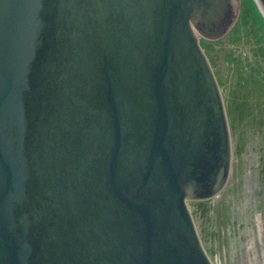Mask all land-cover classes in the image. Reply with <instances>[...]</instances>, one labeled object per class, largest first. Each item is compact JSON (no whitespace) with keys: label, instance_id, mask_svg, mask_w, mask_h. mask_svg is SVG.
I'll return each instance as SVG.
<instances>
[{"label":"water","instance_id":"95a60500","mask_svg":"<svg viewBox=\"0 0 264 264\" xmlns=\"http://www.w3.org/2000/svg\"><path fill=\"white\" fill-rule=\"evenodd\" d=\"M239 2L0 0V264H215L189 202L233 145L200 36Z\"/></svg>","mask_w":264,"mask_h":264},{"label":"rangeland","instance_id":"374dc122","mask_svg":"<svg viewBox=\"0 0 264 264\" xmlns=\"http://www.w3.org/2000/svg\"><path fill=\"white\" fill-rule=\"evenodd\" d=\"M225 99H246L251 114L232 135L231 171L213 198L190 201L204 247L215 264H264V14L240 0L233 27L218 39L200 36ZM236 101V100H235ZM237 144L244 146L241 151Z\"/></svg>","mask_w":264,"mask_h":264},{"label":"trees","instance_id":"16d2710c","mask_svg":"<svg viewBox=\"0 0 264 264\" xmlns=\"http://www.w3.org/2000/svg\"><path fill=\"white\" fill-rule=\"evenodd\" d=\"M235 100L231 98L227 101V111L230 119L233 137L236 140H238L237 137L238 123L242 122L246 117H248L251 114L252 106L248 103L246 99L235 98ZM242 148H244L243 145L237 144V149H239V151H241ZM261 170H262L261 172L263 173H261L260 176H263V181H264V165H262ZM203 205H204V201H201V206Z\"/></svg>","mask_w":264,"mask_h":264}]
</instances>
